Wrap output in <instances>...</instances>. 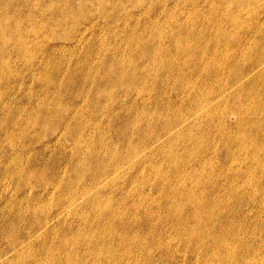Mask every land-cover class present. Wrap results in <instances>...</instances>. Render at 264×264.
<instances>
[{
	"label": "rangeland",
	"instance_id": "obj_1",
	"mask_svg": "<svg viewBox=\"0 0 264 264\" xmlns=\"http://www.w3.org/2000/svg\"><path fill=\"white\" fill-rule=\"evenodd\" d=\"M31 1L0 0V11L2 10L0 12V22H4L3 24L11 36H17L20 39L23 37V40L19 41L24 45L21 51L19 48L15 49V44L10 43L7 46V53L5 55L0 54V64L3 65H0V78L3 79H0V261L3 260L0 264H66L67 262V264H105V262H107L106 264H216L217 260V264H264V227H262L264 226V164L257 165L255 159H253L257 156L259 158V155L261 158L262 154L264 159V121L262 122V117H264V44L260 45V42H254L256 37L264 36V0H194L196 2H192L193 0H124L125 6L119 13L121 19L118 16L117 20L112 19L114 16L111 15V17L108 15L109 13H106L107 8L114 6L111 1H106V9L101 6L104 14L101 9H96L97 15L93 13V16L92 13L90 14L89 9L98 5L96 0H71L73 5L67 4L68 0H54L52 6L49 3L53 0ZM83 2L88 18L84 17L77 21L76 14H69V11L82 5ZM138 3L140 5L135 7ZM159 8L162 9L160 12ZM92 12H95V10ZM2 15H5L4 20ZM16 16H18L17 20H15ZM62 17L65 19H59ZM159 18H162L161 21ZM150 19L157 20L158 24L162 26L161 33L155 30L157 26L153 25L152 27L150 25L152 24L149 23ZM12 20L14 21L13 24ZM62 22L63 24H61ZM215 24L218 25V35L213 26ZM16 25L22 31L20 34L15 31ZM126 27L128 28L126 29ZM134 28L135 32L140 35L135 37V40L133 38L134 34L132 36L129 33V30L135 33ZM186 28L188 29L185 33ZM112 29H115V31ZM121 30L123 31L120 32L121 35L117 34ZM190 32L192 35H190ZM184 36L188 39V47L189 44L190 46L195 44L189 47L190 49L186 48V51L183 43L186 41ZM201 37L203 38L200 39ZM216 37L217 40H215ZM126 40L127 44L125 43ZM190 40H193V43ZM215 41L218 44H215ZM158 44L162 47V49L159 48V53L158 50H155ZM198 46L199 48H197ZM25 48L26 51L29 50L27 54L25 53L26 56L23 54ZM152 49H154V52ZM135 51L137 52L135 53ZM155 51L158 53L157 55L160 54V59L163 58L162 60L166 62V65H164L166 67L163 66L162 68L157 63V58L156 65L155 63L154 65L156 71L160 70L161 73H158L157 76H151V79H148L149 81L144 82L142 78L144 70L147 73V71L151 72V69L154 68L150 58L152 52L154 54ZM140 53L143 58L139 57ZM182 53L184 56L181 55ZM200 53L204 55L202 61L206 62L205 66H200L201 68L198 66ZM130 56L137 60V62L135 60V67L141 65V73L136 81L126 83V76L123 77L121 74L118 77V70L121 66L117 67V63L123 59L128 61L127 59ZM176 56L177 61L174 59ZM1 60H7L8 65ZM254 60L255 63L257 62L256 64L259 63V66L251 70ZM174 61L178 63L185 61V64L189 62L187 64L188 69L185 72V81L187 85H190L189 82L194 81L195 89L192 94L185 91L186 83H179L180 72L176 68H170ZM126 63L128 65L134 64L133 62ZM128 65L126 64V66ZM127 68L130 69V67ZM238 72L240 81L232 83L230 77ZM204 73H208V76H205L204 82H201V84H205L203 89L202 86L197 87V84L198 81L200 83V78ZM215 73L218 74V77H211ZM253 80H255V83L250 85V81L253 82ZM98 86L110 90L111 93L104 94L99 89L97 91ZM205 93L206 97H202V99L199 97L201 100L204 99L202 105L206 101L207 105L211 102L216 103V105L219 104L220 112L219 108L216 110L218 111L217 114L214 109L208 111L209 113L204 112L203 115L202 111L197 112L200 105H197L198 102L194 98H196V95L200 96ZM212 97H218V100ZM220 97L224 98L221 99ZM226 97H230L227 100L228 102L225 101ZM232 97H239V103L242 107L241 112L236 113L234 107L236 104H233L234 99ZM250 97L256 98L250 100ZM90 101L92 102L90 103ZM142 104L148 114L146 118L143 117ZM250 104L254 105L253 108L257 106L255 113L246 112V108ZM203 108H206V104ZM169 111L171 114H169ZM52 112H55L54 116L51 114ZM219 113L220 115H218ZM186 115H189V120L191 119L190 125L198 120L195 126L186 127L185 122L181 120L184 117L186 118ZM198 116H202L204 120ZM47 117L48 119H46ZM218 121L220 122L218 123ZM240 121L243 124L246 122L245 125L239 124ZM168 122L170 124H167ZM217 124L219 130L223 129L224 131H219ZM178 126L180 130H178ZM197 126L200 127L201 134L199 129L196 128ZM261 126L263 127L261 128ZM166 127L167 129H165ZM174 127L175 129L172 130ZM225 127H228V129ZM175 130H178V133ZM181 133L183 134L179 135ZM180 136L184 140H181ZM196 137L198 138L196 139ZM240 137H247L249 147L246 148V153L244 151L246 149L240 148ZM157 138L158 141H156ZM191 138L196 140L193 141ZM77 141H80L79 145ZM128 142H137L141 145L142 148L138 150V157H132L133 152L129 150ZM214 142L215 144H213ZM235 142L236 146H234ZM151 144H153L152 148ZM167 146L171 149V152L170 149L168 151ZM181 147L184 149L183 151ZM188 149L191 150L190 153L188 152L191 159L186 155ZM192 149L198 152L192 151ZM140 152L142 153L140 154ZM177 154L178 158L175 156ZM199 154L204 155V157L202 158ZM195 155L197 160H195ZM192 156H194V159ZM129 157H132V160ZM176 159L178 160L173 162ZM192 159L193 161H191ZM127 163L128 165H126ZM167 163H169V166ZM217 163L218 167L215 166ZM176 165L179 167V171L182 170V173L178 174V171L176 172L178 169ZM116 167L119 168L118 171L115 170ZM181 167L183 168L181 169ZM114 170L116 174L113 172ZM104 173L108 174L106 184L97 187L98 192H95V189L93 192L91 191L92 193L89 192L91 193L90 196L99 193V195L97 194L99 198H94L99 200L95 212L84 204L83 200H78L79 197L77 199L72 198L76 197L75 193L79 195L78 190L75 191L76 189H80L87 182H96ZM112 176L114 177L112 178ZM190 176H193V179ZM234 177H237V180ZM246 177H250L249 180H244ZM149 178L152 179L150 182L148 181ZM178 178L182 183L179 182ZM167 179L169 183H167ZM200 179H202L201 182ZM155 180H157V184ZM171 180H174V182ZM166 184L169 185L168 189ZM160 187L165 192L164 194L159 190ZM170 188L176 189L174 197L168 193ZM196 189L197 191L200 190L201 194L199 193V196L204 198L202 199L204 207L200 206L198 210L200 211L201 208H204V211L205 209L208 210L204 212L203 216H200L196 209L198 215L195 218L193 215L196 208L194 199ZM68 190H72L69 197L67 193H64ZM59 195H62V198ZM180 195L184 198V201ZM32 197H34V201ZM66 206L71 208L74 206L72 208L74 214H72L73 212L63 213L62 209ZM188 207L190 210H188ZM98 210L100 214L96 213ZM110 213L112 220L108 221L107 217L111 219ZM82 215L84 219L86 218L85 220ZM101 218L105 220L103 221ZM192 218L195 219L193 220L195 224L191 221ZM201 218H204L203 221H201ZM185 221L187 224L184 223ZM85 222L88 227L85 226ZM164 222H167L166 226ZM183 223L187 226V229H195V232L201 229L203 243H207L208 246L199 248L192 243L193 241L189 243L190 241L185 238L182 230L181 225ZM99 227L101 228L99 229ZM111 228L113 231H111ZM246 231L247 233H245ZM91 232L92 234L95 232L97 238L101 240L98 239L97 242H94L97 238L96 236L93 238ZM170 232H172V236ZM103 233L109 236L105 237ZM130 233H132V236ZM101 234L105 238L102 239ZM99 235L100 237H98ZM126 235H128V238ZM110 236L112 237L110 238ZM180 237L181 239H179ZM74 240L81 245H76V242H73ZM105 240L110 244L106 243ZM118 240L119 243L117 244ZM209 241L211 244L213 243L212 247ZM62 242H66L70 247H66ZM89 242L91 243L89 244ZM74 243L76 246L71 245ZM97 245L99 250L96 248ZM114 245H116V249L113 247ZM182 245H188V247ZM133 246L134 248L136 246V248L134 249ZM137 246L138 248L141 246V248L138 249ZM250 247H252L251 250ZM88 250L91 251L88 253ZM96 250L99 251H97L98 254ZM217 250L219 259H213L212 256ZM230 250H232L231 253ZM56 251L62 253L63 256L57 254ZM25 252L27 254L32 252L33 256L35 253L36 259L33 258L32 254H30L31 258L29 255L27 257ZM125 252L127 256L124 254ZM108 254H112V256ZM132 254L133 256H130ZM21 255L25 256L24 259ZM14 256L16 260H14ZM129 256L131 257L130 260ZM196 260L197 262L194 263ZM102 261L103 263H101Z\"/></svg>",
	"mask_w": 264,
	"mask_h": 264
},
{
	"label": "bare ground",
	"instance_id": "obj_2",
	"mask_svg": "<svg viewBox=\"0 0 264 264\" xmlns=\"http://www.w3.org/2000/svg\"><path fill=\"white\" fill-rule=\"evenodd\" d=\"M31 1V0H30ZM35 1V0H34ZM96 1H98V5H96L94 8H92V9H89L90 10V14L93 16V13H95L96 15H97V13H96V9H101V12L103 13L104 11H102L103 9L101 8V6L103 7V8H105L106 9V7H105V3H106V1H111V2H113V5L114 6H112V7H109V8H107L106 9V13H109L108 15H112V16H114V18L112 17V19H114V20H117L119 17V19H121V16H119L120 14V10L121 9H123L124 8V6H125V4H124V0H96ZM146 1V0H145ZM148 1V0H147ZM160 1V0H159ZM190 1V0H189ZM240 1H243V0H240ZM32 2V1H31ZM42 2V1H41ZM192 2H196V1H192ZM36 3H38V2H36ZM70 3V5H73V3H72V1L71 0H68V2H67V4H69ZM149 3V2H148ZM24 4H25V2H24ZM54 4V0H53V2H50L49 3V5L50 6H52ZM194 4V3H193ZM38 5V4H37ZM138 5H140L139 3L135 6V7H138ZM149 6V5H148ZM2 7H4V6H2ZM39 7V6H38ZM142 7V6H141ZM37 8V7H36ZM40 9V8H39ZM85 9V4H84V2L82 3V5H79V6H76L74 9H70V11H69V14H73V13H75L76 14V17H78L77 18V21H79V19H83L84 17H87V11L86 10H84ZM145 9V8H144ZM38 10V9H37ZM93 10H95V12H92ZM146 10V9H145ZM148 10V9H147ZM162 10V9H161ZM160 10V8H159V12L161 11ZM4 11V10H3ZM73 11V12H72ZM85 11V12H84ZM0 12H2V10L0 11ZM70 12H72V13H70ZM129 12V11H128ZM148 12V11H147ZM130 13V12H129ZM3 14V13H2ZM6 14V13H5ZM104 14V13H103ZM154 14V13H153ZM165 14H167V13H165ZM90 15V16H91ZM117 15V16H116ZM146 15V14H145ZM163 15V14H162ZM3 16V15H2ZM5 16V15H4ZM4 16H3V20H4ZM95 16V15H94ZM105 17H106V15H104ZM119 16V17H118ZM158 16V15H157ZM161 16V15H160ZM163 16H165V15H163ZM9 17V16H8ZM11 17V16H10ZM13 17V16H12ZM109 17V16H108ZM118 17V18H117ZM155 17V16H154ZM16 18H18V16H16L15 17V20H17ZM88 18V17H87ZM95 18H96V16H95ZM101 18H102V16H101ZM107 18V17H106ZM1 19H2V17H1ZM12 19V18H11ZM59 19H62V20H64L65 18L64 17H62V18H59ZM147 19V18H146ZM160 19V18H159ZM162 19V18H161ZM161 19H160V21H161ZM6 20H7V18H6ZM92 20V19H91ZM123 20V19H122ZM126 20V19H125ZM155 21H157V20H152V19H150V22L149 21H147V22H149V23H152V24H150L152 27H153V25H155V27L157 26V29H155V30H157V32H162V26L161 25H159L158 24V21L157 22H155ZM13 20H12V24H13ZM16 22V21H15ZM116 22V21H115ZM124 22H127V21H124ZM4 23V22H3ZM2 22H0V54L2 55V54H4L5 55V53H7V46L10 44V43H13V45L15 44V49H17V48H19L21 51L23 50V48H24V45H23V43L21 42V41H19V40H21L20 39V37H17V36H11L9 33H8V31L6 30V28H5V26H4V24H3ZM16 24V23H15ZM61 24H63V22L61 23ZM90 24V23H89ZM115 24H117V23H115ZM157 24V25H156ZM110 25V24H109ZM114 25V24H113ZM112 25V26H113ZM124 25V24H123ZM17 26V25H16ZM35 26V25H34ZM60 26H62V25H60ZM85 26V25H84ZM146 26H147V24H146ZM214 27H215V31H216V33H217V35H218V25L217 24H215V25H213ZM26 28V27H25ZM28 28V27H27ZM26 28V29H27ZM115 28V27H114ZM125 28V27H124ZM128 27H126V29H127ZM130 28V27H129ZM85 29V28H84ZM123 29V28H122ZM133 29V28H132ZM175 29V28H174ZM188 28H186L185 29V33H186V30H187ZM112 30H114L115 31V29H112ZM120 30V29H119ZM125 30V29H124ZM191 30V29H190ZM15 31H18L19 32V34H20V32H22L21 31V29H20V27L19 26H17V28L15 29ZM84 31V30H83ZM113 31V32H114ZM132 31V30H131ZM134 32H135V28H134V30H133ZM112 32V31H111ZM118 32V31H117ZM116 32V33H117ZM120 32L122 33L123 31L121 30V31H119L117 34H120ZM125 32V31H124ZM149 32V31H148ZM192 32H194L195 33V31L194 30H192ZM14 33V32H13ZM12 33V34H13ZM126 33V32H125ZM128 33V32H127ZM129 33L133 36V34H134V36H133V38H134V40H135V37H138V36H140L139 35V33L138 32H135V33H132V32H130V30H129ZM215 33V32H214ZM16 34H17V32H16ZM15 34V35H16ZM18 34V35H19ZM187 34H189V33H187ZM195 34H197V33H195ZM121 35V34H120ZM126 35V34H125ZM186 35V34H185ZM190 35H192V33L190 32ZM216 35V36H217ZM79 36V35H78ZM123 36V35H122ZM159 36V35H158ZM194 36H196V35H194ZM70 37V36H69ZM125 37V36H124ZM185 37V36H184ZM186 37H187V35H186ZM185 37V39H186V41L185 42H183L184 43V50L186 51V48H189V47H192V46H194L193 44H191L192 46H190V44H189V47H188V39ZM129 38V37H128ZM132 38V37H131ZM203 37H201L200 39H202ZM70 39V38H69ZM196 39H198V38H196ZM207 39V38H206ZM23 40V39H22ZM37 40V39H36ZM36 40H34L35 42H36ZM72 40H73V37H72ZM128 40V39H127ZM127 40H126V44H127ZM130 40H132V39H130ZM139 40H141L140 38H139ZM215 40H217V37H216V39ZM68 41V40H67ZM70 41V40H69ZM74 41H76V40H74ZM136 41H138V40H136ZM136 41H135V43H136ZM193 40H190V42H192ZM194 41H196V40H194ZM73 42V41H72ZM117 42V41H116ZM207 42H208V40H207ZM254 42H260V45H262V44H264V36H258V37H256L255 38V40H254ZM39 43H40V40H39ZM75 43V42H74ZM193 43V42H192ZM196 43V42H195ZM215 44H218L217 43V41H215L214 42ZM118 44V43H117ZM257 44V43H256ZM26 45V44H25ZM124 45V44H123ZM136 45V44H135ZM176 45H177V42H176ZM175 45V46H176ZM107 47V46H106ZM122 47V46H121ZM131 47V46H130ZM134 47V46H133ZM196 47V46H195ZM80 48V47H79ZM159 48H161L162 49V47H161V45L160 44H158V46L156 45V48H155V50H158L157 52L159 53L160 51H159ZM176 48V47H175ZM197 48H199V46L197 47ZM106 49V48H105ZM140 49H141V47H140ZM174 49V48H173ZM190 49V48H189ZM25 51H23L24 53V56H26V54L29 52V50L28 51H26V48L24 49ZM21 51H19V52H21ZM152 51L154 52V49H152ZM167 51V50H166ZM137 51H135V53H136ZM139 52H140V50H139ZM153 52H152V56H151V58H150V62L154 65V63H155V65H156V59L158 58V61H157V63L158 64H160V66H162V68H163V66L164 65H166V62L165 61H163L162 59H160V54L159 55H157L158 53L155 51V53L153 54ZM175 52V51H174ZM176 52H177V50H176ZM175 52V53H176ZM182 52V51H181ZM188 52V51H187ZM26 53V54H25ZM184 53V52H183ZM183 53L181 54L182 56H184L183 55ZM138 54V53H137ZM164 54V53H163ZM201 54V53H200ZM1 55H0V57H1ZM113 55V54H112ZM176 55V54H175ZM174 55V56H175ZM188 55H190V54H188ZM191 55H192V53H191ZM21 56H23V55H21ZM137 56H139V55H137ZM163 56V55H162ZM32 57V56H31ZM139 57H142L141 56V53H140V56ZM139 57H137V58H139ZM193 57H195V56H193ZM199 57V56H198ZM3 58H5V57H3ZM22 58V57H21ZM24 58V57H23ZM89 58V57H88ZM98 58H99V56H98ZM143 58V57H142ZM32 59V58H31ZM140 59V58H139ZM145 59V58H144ZM167 59V58H166ZM166 59H164V60H166ZM175 60L177 59V56L174 58ZM180 59H181V57H180ZM183 59H184V57H183ZM183 59H182V61H183ZM128 61H125L124 59L121 61V62H118L117 63V67H119V66H121V68L118 70V73H119V75H118V77L122 74L123 75V77H125L126 76V83L127 82H129V81H132V82H134V81H136L137 80V77H138V75L141 73V71H140V67H141V65H138V66H136L135 67V63L137 62V60L134 58V57H132V56H130V57H128V59H127ZM135 60H136V62H135ZM141 60V59H140ZM178 60H179V57H178ZM202 60H204V55H200V57L198 58V63H199V67L200 66H205L206 64V62H204V61H202ZM261 60V59H260ZM259 60V61H260ZM1 61H3V62H5L6 64H7V60H1ZM177 61V60H176ZM175 62L174 61V64L172 65V63H171V67L170 68H176V70L178 71V72H180L179 74V83H186V81H185V77H186V74H185V72H186V70L188 69V63L189 62H187V64H185L184 62ZM195 61V60H194ZM86 62V61H85ZM85 62H84V64H85ZM126 62H133L134 64H132V65H128V63H126ZM196 62H197V60H196ZM46 63V62H45ZM89 63V62H88ZM146 63V62H145ZM161 63H163L162 65H161ZM176 63V64H175ZM257 63V62H256ZM255 63V60H254V63H252V65L251 66H253V67H251V70H254L255 68H257L258 66H259V63L258 64H256ZM5 64V65H6ZM126 64L128 65V66H126ZM180 64V65H179ZM256 64V65H255ZM0 65H2V64H0ZM8 65V64H7ZM86 65H87V63H86ZM154 65V68L153 69H151V72L150 71H147V73H146V71L144 70V72H143V75H142V78H143V81L144 82H147V81H149L148 79H151V76H157L158 75V73L160 74L161 72H160V70H158V72L156 71V66ZM169 65V64H168ZM193 65V64H192ZM191 65V67H193ZM255 65V66H254ZM3 66V65H2ZM178 66V67H177ZM186 66V67H185ZM235 66H237V64H235ZM80 67V66H79ZM127 67H130V69H128ZM164 67H166V66H164ZM152 68V67H151ZM157 68H160V67H157ZM201 68V67H200ZM204 68V67H203ZM4 69H5V67H4ZM193 69H195V68H193ZM154 70H155V72H157V73H155L154 72ZM168 70V69H167ZM171 70V69H170ZM169 70V71H170ZM176 70H175V72H176ZM198 70V69H197ZM87 71H88V69H87ZM164 71H166V70H164ZM238 71V70H237ZM2 72V71H1ZM9 72V71H8ZM191 72V71H190ZM15 73V72H14ZM32 73V72H31ZM44 73V72H43ZM47 73V72H46ZM169 73V72H168ZM171 73V72H170ZM188 73H189V71H188ZM2 74H3V72H2ZM191 74V73H190ZM238 74H239V72L238 73H236V75H234V76H231L230 77V79L232 80L231 82L232 83H237V82H239L240 81V77L238 76ZM245 74V73H244ZM5 75V74H4ZM10 75H12V74H10ZM166 75V74H165ZM170 75H172V74H170ZM178 75V74H177ZM40 76V75H39ZM191 76V75H190ZM189 76V77H190ZM198 77L200 76V75H197ZM205 76H208V73L206 74V73H204L203 74V76H202V78H200V83H199V81H198V84H197V87H199V86H202L203 87V89L205 88V84H201V82H204V77ZM82 77V76H81ZM117 77V78H118ZM178 77V76H177ZM189 77H187V78H189ZM211 77H213V78H217L218 77V74L217 73H215V74H213V75H211ZM7 78V77H6ZM47 78V77H46ZM84 78V77H83ZM159 78V77H158ZM164 78V77H163ZM1 79V78H0ZM160 79H161V77H160ZM168 79V78H167ZM1 80H3V79H1ZM163 80V79H162ZM165 80V79H164ZM170 80V79H169ZM168 80V81H169ZM173 80V79H172ZM120 81V80H119ZM167 81V82H168ZM171 81V80H170ZM169 81V84L171 85V82ZM190 81V80H189ZM188 81V82H189ZM121 82V81H120ZM165 82V81H164ZM174 82V81H173ZM249 82V81H248ZM1 83V82H0ZM152 83V82H151ZM162 83H163V81H162ZM190 83V85H187V83L185 84L186 85V87H185V91H187V93H190V94H192L193 92H194V89H195V87H194V85H195V83H194V81H191V82H189ZM188 83V84H189ZM255 83V80H253V82L252 81H250V85L251 84H254ZM89 84V83H88ZM122 84V83H121ZM129 84H131V83H129ZM145 84V83H144ZM98 85V84H97ZM121 86V85H120ZM176 86V85H175ZM151 87V86H150ZM168 87V86H167ZM120 88V87H119ZM98 89H99V91H101L102 93H104V94H110L111 92H110V90L108 91V90H106V89H103V88H101V87H99L98 86V88H97V91H98ZM108 89H109V87H108ZM113 89V88H112ZM154 90V89H153ZM87 91V90H86ZM144 92V91H143ZM100 93V92H99ZM136 93V92H135ZM46 94V93H45ZM138 95H139V93H138ZM100 96V95H99ZM105 97H106V95H105ZM196 98H194L195 100H197V102H198V106L200 105V107H198V109H197V112L200 110V112L202 111V115L204 114V112L206 113V112H208V111H211V109H214L215 110V112H216V114H217V112L218 111H216V110H218V108H219V112H220V107H218V105L219 104H217L216 105V103L215 104H213L212 102V104L211 103H208V105H207V101H206V108H203V106L205 105V104H203L202 105V103H203V101H204V99L203 100H201L202 99V97H206V93L205 94H203V95H200V96H198V95H196L195 96ZM198 97V98H197ZM199 97H201V99H199ZM259 97V96H258ZM95 98V97H94ZM122 98V97H121ZM175 98H177V97H175ZM189 98V97H188ZM213 99H216V100H218V97H212ZM221 99H223L224 97H220ZM219 98V99H220ZM229 98L230 97H226L225 98V101H227V100H229ZM234 100H233V104H236L234 107H235V110H236V113L238 112V111H240L241 112V110H242V107H241V105H240V103H239V97H232ZM255 98L256 97H250V100H255ZM134 99V98H133ZM212 99V100H213ZM262 99V98H261ZM148 100V99H147ZM194 100V101H195ZM206 100V99H205ZM211 100V101H212ZM39 101V100H38ZM166 101V100H165ZM208 101H209V99H208ZM92 101H90V103H91ZM148 102H149V100H148ZM187 102V101H186ZM228 102V101H227ZM226 102V103H227ZM263 102H264V100H263ZM42 103V102H41ZM87 103H88V101H87ZM141 103V102H140ZM168 103V102H167ZM188 103V102H187ZM218 103V102H217ZM251 103H253L252 101H251ZM262 103V102H261ZM229 104V103H228ZM54 105V104H53ZM131 105V104H130ZM148 105V104H147ZM48 106V105H47ZM55 106V105H54ZM54 106H52V107H54ZM92 106V105H91ZM253 104H250V105H248V107L246 108L247 110H246V112L247 113H250V114H252V113H255L256 112V107H254L253 108ZM0 107H1V105H0ZM76 107V106H75ZM195 107H196V105H195ZM195 107H193V108H195ZM264 107V106H263ZM47 108V107H46ZM85 108V107H84ZM83 108V109H84ZM97 108V107H96ZM53 109V108H52ZM80 109V108H79ZM91 109V108H90ZM141 109L143 110V117L145 116V118L148 116V114H147V111H146V108H145V106H143V104H142V106H141ZM62 110V109H61ZM60 110V111H61ZM74 110H75V108H74ZM170 110V109H169ZM196 110V109H195ZM221 110H222V108H221ZM49 111V110H48ZM56 111V110H55ZM51 112V111H50ZM79 112V111H78ZM223 112V111H222ZM222 112H221V114H222ZM259 112H261V111H259ZM55 113V112H54ZM54 113L52 112L51 114H53V116H54ZM179 114H180V112H178ZM196 113V112H195ZM199 113V112H198ZM209 113V112H208ZM207 113V114H208ZM211 113V112H210ZM160 114V113H159ZM169 114H171L170 113V111H169ZM206 114V115H207ZM212 114H213V112H212ZM155 115H157V114H155ZM182 115H183V113H182ZM206 115H204V116H206ZM210 115V114H209ZM218 115H220V113L218 114ZM224 115V114H223ZM222 115V116H223ZM247 115H249V114H247ZM71 116V115H70ZM192 116V115H191ZM197 116V115H196ZM213 116V115H212ZM168 117V116H167ZM199 117V116H198ZM201 118H202V120H204L203 119V117L202 116H200ZM199 117V118H200ZM225 117V116H224ZM255 117V116H254ZM257 117V116H256ZM34 118V117H33ZM79 118V117H78ZM160 118V117H159ZM170 118H171V116H170ZM180 118H182V117H180ZM191 118H193V117H191ZM214 118V117H213ZM219 118V117H218ZM221 118V117H220ZM219 118V119H220ZM259 118V117H258ZM261 118V117H260ZM259 118V119H260ZM263 118V120H262V122L264 121V117H262ZM261 118V119H262ZM46 119H48V117L46 118ZM52 119H54V117H52ZM56 119V118H55ZM69 119V118H68ZM84 119V118H83ZM165 119V118H164ZM168 119V118H167ZM167 119H166V121H167ZM196 120H197V117L195 118ZM218 119V120H219ZM253 119V118H252ZM169 120V119H168ZM182 121H184L185 122V125H186V127L187 128H190V127H192V126H195V124H196V122L198 121H196L195 123H193L192 125H190L191 123V119L189 120V115L187 116L186 115V118L184 117V119H181ZM246 120V119H245ZM80 121V120H79ZM171 121V120H170ZM200 121V120H199ZM206 121V120H205ZM208 121V120H207ZM221 121V120H220ZM220 121H218V123L220 122ZM183 122V123H184ZM248 122V121H247ZM1 123V122H0ZM207 123V122H206ZM206 123H205V125H206ZM216 123H217V121H216ZM245 123L246 122H244V124H243V122L242 121H240V123L239 124H242V125H245ZM83 124V123H82ZM85 124V123H84ZM94 124V123H93ZM92 124V125H93ZM163 124V123H162ZM167 124H170L169 122L167 123ZM236 124V123H235ZM250 124V123H249ZM262 124V123H261ZM264 124V123H263ZM78 125H79V122H78ZM179 125V124H178ZM228 125V124H227ZM163 126V125H162ZM166 126V125H165ZM226 126V125H225ZM230 126V125H229ZM232 126V125H231ZM264 126V125H263ZM263 126H261V128L263 127ZM44 127V126H43ZM43 127H42V129H43ZM54 127H56V126H54ZM221 127H223V126H221ZM243 127V126H242ZM246 127V126H245ZM63 128V127H62ZM194 128V127H193ZM192 128V129H193ZM196 128H200V127H196ZM224 128V127H223ZM225 128H227L228 129V127H225ZM34 129V128H33ZM165 129H167V127L165 128ZM175 129V127L172 129V130H174ZM177 129V128H176ZM184 129H185V127H184ZM191 129V130H192ZM197 129V130H198ZM217 129L219 130V128H218V124H217ZM227 129H225V130H227ZM38 130H39V127H38ZM91 130V129H90ZM178 130H180L179 129V126H178ZM177 130V131H178ZM223 130V129H222ZM222 130H219V131H222ZM246 130V129H245ZM248 130V129H247ZM258 130V129H257ZM176 131V130H175ZM176 131V132H177ZM199 131H200V134H201V130L199 129ZM224 131V130H223ZM244 131V130H243ZM36 132V131H35ZM42 132H44L43 130H42ZM41 132V133H42ZM82 132V131H81ZM174 132V131H173ZM175 132V133H176ZM188 132V131H187ZM198 132V131H197ZM226 132V131H225ZM246 132V131H245ZM252 132V131H251ZM178 133V132H177ZM179 133H180V131H179ZM222 133V132H221ZM229 133H231L230 131H229ZM149 134V133H148ZM169 134H171V133H169ZM183 133H181V134H179V135H182ZM188 134H189V132H188ZM195 134H197V133H195ZM199 134V133H198ZM10 135V134H9ZM38 135V134H37ZM44 135V134H43ZM58 135V134H57ZM146 135V134H145ZM218 135V134H217ZM97 136V135H96ZM142 136V135H141ZM147 136H149V135H147ZM151 136V135H150ZM195 136V135H194ZM231 136V135H230ZM237 136V135H236ZM248 136H250V134H248ZM98 137V136H97ZM155 137H156V135H155ZM155 137H154V139H155ZM188 137V136H187ZM198 137H199V139H200V136L198 135ZM198 137H196V139L198 138ZM57 138V137H56ZM68 138V137H67ZM74 138V137H73ZM130 138V137H129ZM212 138V137H211ZM210 138V139H211ZM241 138V137H240ZM17 139H18V137H17ZM55 139V138H54ZM180 139L182 140H184V138H181V136H180ZM180 139H179V141H180ZM191 139H193V141L194 140H196L195 138H191ZM198 139V140H199ZM74 140V139H73ZM72 140V141H73ZM162 140V139H161ZM161 140H160V142H161ZM175 140H176V138H175ZM189 140V139H188ZM206 140V139H205ZM234 140V139H233ZM55 141V140H54ZM74 141H76V140H74ZM73 141V142H74ZM96 141V140H95ZM156 141H158V138H157V140ZM169 141V140H168ZM192 141V140H191ZM190 141V142H191ZM192 141V142H193ZM214 141V140H213ZM224 141V140H223ZM38 142V141H37ZM78 142V141H77ZM231 142H232V140H231ZM234 142V141H233ZM144 143V142H143ZM153 143L155 144V142L153 141ZM159 143V142H158ZM158 143H157V145H158ZM185 143H186V140H185ZM184 143V144H185ZM252 143H254L253 141H252ZM77 144V143H76ZM80 144V141L78 142V145ZM128 145V148H129V150L130 151H132L133 153V158H136V157H138V150H140L142 147H141V145L140 144H138L137 142L136 143H132V142H128L127 143ZM159 144H161V143H159ZM167 144V143H166ZM180 144V143H179ZM193 144H195L194 142H193ZM201 144H202V142H201ZM210 144V143H209ZM213 144H215V142L213 143ZM144 145V144H143ZM152 145L153 144H151V148H152ZM204 145V144H203ZM182 146H184V145H182ZM213 146V145H212ZM234 146H236V142H235V145ZM233 145L231 146L232 148L234 147ZM254 146V145H253ZM63 147V146H62ZM76 147H77V145H76ZM145 147V146H144ZM158 147H159V145H158ZM168 147V146H167ZM190 147L192 148V146L190 145ZM204 147V146H203ZM209 147H210V145H209ZM248 144H247V137L245 138H241V140H240V148H243V149H248ZM147 148V147H146ZM190 148V149H191ZM195 148V147H194ZM200 148H201V146H200ZM261 148H262V146H261ZM16 149H18V148H16ZM124 149H125V147H124ZM144 149V148H143ZM166 149V148H165ZM168 149V151H169V147L167 148ZM166 149V150H167ZM181 149H182V147H181ZM180 149V150H181ZM204 149V148H203ZM207 149V148H206ZM205 149V150H206ZM236 149H237V147H236ZM247 149L246 150H244L245 151V153H246V151H247ZM252 149V148H251ZM69 150H70V148H69ZM119 150V149H118ZM145 150V149H144ZM184 149H182V151H183ZM187 150V149H186ZM186 150H185V154H186ZM193 150H195V149H192V151ZM204 150V151H205ZM255 150V149H254ZM75 151V150H74ZM128 151V150H127ZM190 151L191 150H189L188 149V151H187V154L186 155H188V152L190 153ZM196 151V150H195ZM202 151V150H201ZM144 152V151H143ZM167 152V151H166ZM170 152H171V149H170ZM174 152H176V151H174ZM196 152H198V151H196ZM120 153V152H119ZM131 153V152H130ZM142 152H140V154H141ZM200 153V152H199ZM203 153V152H202ZM205 153H206V151H205ZM217 153V152H216ZM191 154H192V152H191ZM211 154V153H210ZM209 154V155H210ZM241 154V153H240ZM112 155V154H111ZM168 155H169V153H168ZM185 155V156H186ZM200 155V154H199ZM175 156H177V158L179 157L178 156V154L177 155H175ZM201 156V155H200ZM206 156V155H205ZM132 157H129L130 158V160H132L131 158ZM202 158L204 157V155H202L201 156ZM216 157V156H215ZM239 157V156H238ZM258 157V156H257ZM257 157H255V158H253V159H255V161H256V164L257 165H263L264 163V159L262 158L263 157V154H262V157L260 158V155H259V158H257ZM115 158V157H114ZM144 158V157H143ZM170 158V157H169ZM188 158H190L189 157V155H188ZM192 158L194 159V156H192ZM241 158H243V157H241ZM156 159V158H155ZM186 159H187V157H186ZM191 159V158H190ZM193 159L191 160V161H193ZM216 159V158H215ZM84 160V159H83ZM115 160V159H114ZM158 160V159H157ZM156 160V161H157ZM178 159H176V160H174L173 162H175V161H177ZM195 160H197V158H196V155H195ZM200 160V159H199ZM204 160V159H203ZM212 160V159H211ZM214 160V159H213ZM218 160V159H217ZM16 161V160H15ZM170 161H171V159H170ZM170 161H169V163H170ZM179 161H181V160H179ZM179 161H178V163H179ZM240 161H241V159H240ZM244 161H246V160H244ZM127 162V161H126ZM133 162V161H132ZM187 162H189V161H187ZM212 162V161H211ZM214 162H215V160H214ZM243 162V161H242ZM106 163V162H105ZM169 163H167V165L169 164ZM177 163V162H176ZM177 163V164H178ZM104 164V163H103ZM154 164V163H153ZM171 164V163H170ZM195 164V163H194ZM199 164H200V162H199ZM199 164H197L198 166H199ZM205 165H206V163H204ZM209 164H210V162H209ZM209 164H207V165H209ZM246 164V163H245ZM247 164H248V162H247ZM88 165V164H87ZM102 165V164H101ZM121 165V164H120ZM126 165H128V163L126 164ZM171 165H173L174 166V164H171ZM182 165H183V163H182ZM189 165V164H188ZM211 165H212V163H211ZM214 165V164H213ZM218 165V163L215 165V166H217ZM249 165V164H248ZM103 166V165H102ZM102 166H101V168H102ZM141 166V165H140ZM169 166V165H168ZM180 166V165H179ZM201 166H203V165H201ZM256 166V165H255ZM90 167V166H89ZM88 167V168H89ZM119 167V166H118ZM126 167V166H125ZM142 167V166H141ZM172 167V166H171ZM176 167H178L177 165H176ZM185 167V166H184ZM213 167V166H212ZM218 167V166H217ZM257 167V166H256ZM256 167H254V169H256ZM94 168H97V167H94ZM134 168V167H133ZM183 167H181V169H182ZM189 168V167H188ZM194 168V167H193ZM193 168H192V170H193ZM209 168V167H208ZM210 168H211V166H210ZM215 168V167H214ZM219 168H221V167H219ZM235 168V167H234ZM248 168V167H247ZM113 169H114V167H113ZM112 169V170H113ZM136 169H137V167H136ZM169 169V168H168ZM173 169V168H172ZM196 170H197V168H195ZM200 169V168H199ZM238 169V168H237ZM236 169V170H237ZM262 169V168H261ZM261 169H260V171H261ZM11 170V169H10ZM116 171H118L119 170V168L117 169V167H116V169H115ZM113 171L114 173L116 172V171ZM129 170H130V168H129ZM166 170V169H165ZM184 170V169H183ZM209 170V169H208ZM207 170V171H208ZM253 170V169H252ZM252 170H251V172H252ZM258 170V169H257ZM156 171V170H155ZM167 171V170H166ZM178 171V174H180V173H182V170L181 171H179V167H178V169L176 170V172ZM189 171V170H188ZM199 171V170H198ZM248 171V170H247ZM85 172H86V170H85ZM91 172V171H90ZM99 172V171H98ZM113 172H112V174H113ZM171 172V171H170ZM194 172V171H193ZM200 172V171H199ZM202 172V171H201ZM232 172V171H231ZM4 173V172H3ZM208 173V172H207ZM210 173V172H209ZM220 173V172H219ZM234 173V172H233ZM256 173V172H255ZM259 173V172H258ZM262 173V172H261ZM264 173V172H263ZM116 174V173H115ZM170 174V173H169ZM176 174V173H175ZM178 174H176V175H178ZM203 174H204V172H203ZM231 174V173H230ZM257 174V173H256ZM4 175V174H3ZM19 175V174H18ZM17 175V176H18ZM117 175H118V173H117ZM148 175H149V173H148ZM201 175H202V173H201ZM222 175V174H221ZM255 175V174H254ZM14 176V175H13ZM16 176V175H15ZM109 176H111V175H109ZM151 176V175H150ZM149 176V177H150ZM194 176V175H193ZM193 176H190V178L192 177V179H193ZM204 176V175H203ZM249 176H251V175H249ZM253 176V175H252ZM258 177L260 176V175H257ZM263 176V175H262ZM12 177V176H11ZM11 177H10V180H11ZM76 177V176H75ZM114 176H112V178H113ZM151 177H154V176H151ZM177 177V176H176ZM179 177H181V176H179ZM186 177V176H185ZM195 177V176H194ZM201 177V176H200ZM210 177H211V175H210ZM216 177V176H215ZM254 177V176H253ZM9 178V177H8ZM77 178V177H76ZM91 178V177H90ZM108 178V174L107 173H104L103 175L101 174V177L100 178H98V180L96 181V182H94V181H92L91 183H89V182H87V184H85L83 187H81L80 189H76L75 191H77L78 190V192H79V195H77V193H75V195H76V197H72V198H78L79 197V199L78 200H83L82 202H84V204H86L93 212H95V210L97 209L96 207L98 206V204H99V200L98 199H94V198H99V193H97V194H95L94 196L92 195V196H90L91 195V193L93 192V190L95 189V192H98L97 190H96V188L97 187H99L100 185H104V184H106V179ZM147 178V177H146ZM206 178V177H205ZM234 178H236V180H237V177H234ZM242 178V177H241ZM243 178H244V176H243ZM249 178L250 177H246L244 180H249ZM148 179V178H147ZM179 179V178H178ZM181 179H182V177H181ZM183 179H185V178H183ZM209 179V178H208ZM252 179V178H251ZM259 179V178H258ZM2 180V179H1ZM77 180V179H76ZM119 180H120V178H119ZM152 179L151 178H149V182L151 181ZM158 180V179H157ZM157 180H155V182L157 181ZM163 180L165 181V179L163 178ZM176 180V179H175ZM189 180V179H188ZM210 180V179H209ZM23 181V180H22ZM110 181V180H109ZM172 182H174V180H171ZM184 181V180H183ZM200 182L202 181V179H200L199 180ZM78 182V181H77ZM146 182V181H145ZM159 182V181H158ZM179 182L180 183H182L181 182V180L179 179ZM189 182V181H188ZM198 182V181H197ZM204 182V181H203ZM242 182H244V181H242ZM242 182H240V183H242ZM110 183V182H109ZM147 183V182H146ZM167 183H169L168 182V179H167ZM177 183V182H176ZM184 183V182H183ZM193 183V182H192ZM156 184H157V182H156ZM160 184H161V182L159 183V186H160ZM173 184V183H172ZM179 184V183H178ZM177 184V185H178ZM189 184V183H188ZM248 184H249V182H248ZM49 185V184H48ZM50 185H51V183H50ZM53 185V184H52ZM81 185V184H80ZM163 185V184H162ZM175 185V184H174ZM108 186H109V184H108ZM166 186H167V184H166ZM169 186V185H168ZM168 186H167V189H168ZM189 186V185H188ZM46 187V186H45ZM54 187V186H53ZM52 187V188H53ZM129 187V186H128ZM150 187V186H149ZM148 187V188H149ZM156 187V186H155ZM75 188H76V186H75ZM79 188V187H78ZM157 188V187H156ZM166 188V187H165ZM195 188V187H194ZM202 188V187H201ZM223 188H224V185H223ZM150 189V188H149ZM166 189V190H167ZM190 189H191V187H190ZM193 189V188H192ZM41 190V189H40ZM51 190V189H50ZM53 190V189H52ZM152 190V189H151ZM156 190V189H155ZM154 190V191H155ZM159 190H161V187H160V189ZM178 190V189H177ZM180 190V189H179ZM182 190V189H181ZM210 190V189H209ZM233 190V189H232ZM242 190V189H241ZM11 191V190H10ZM72 190H68V191H64V193H67L68 194V197L70 196V192H71ZM92 191V192H91ZM133 191V190H132ZM162 192H163V190H161ZM190 191V190H189ZM188 191V192H189ZM222 191V190H221ZM69 192V193H68ZM89 192H91V193H89ZM180 192H182V191H180ZM179 192V193H180ZM185 192V191H184ZM192 192H193V190H192ZM202 192V191H201ZM244 192V191H243ZM48 193H50V191H48ZM154 193V192H153ZM160 193V192H159ZM165 192H163V194H164ZM168 193H170L171 195L170 196H172V197H174L175 196V194H176V189H172V188H170L169 189V192ZM186 193V192H185ZM199 193H200V190H198L197 191V189H196V191H195V193H194V195H196V196H194L193 198L195 199V213H194V215H193V217L195 216V218H196V216L199 214L200 216L202 215L203 216V214H204V212L206 211V210H208V209H205V211H204V208H201V210L199 211L198 210V208H200V206H202V207H204V205H202L203 204V200L202 199H204V198H201L200 196H199ZM230 193V192H229ZM261 193V192H260ZM259 193V194H260ZM73 194V193H72ZM187 194V193H186ZM201 194V193H200ZM217 194V193H216ZM35 195V194H34ZM37 195H39V194H37ZM48 195V194H47ZM56 195V194H55ZM64 195V194H63ZM161 195H162V193H161ZM160 195V196H161ZM228 195V194H227ZM31 196V195H30ZM60 196V195H59ZM62 196V195H61ZM60 196V197H61ZM67 196V195H66ZM65 196V197H66ZM159 196V195H158ZM159 196V197H160ZM181 196V195H180ZM215 196V195H214ZM224 196V195H223ZM14 197V196H13ZM37 197V196H36ZM47 197V196H46ZM64 197V198H65ZM157 197V196H156ZM155 197V198H156ZM166 197H167V195H166ZM169 197V196H168ZM182 197V196H181ZM217 197V196H216ZM20 198V197H19ZM34 197H32V199H33ZM50 198V197H49ZM62 198V197H61ZM141 198V197H140ZM153 198V197H152ZM179 198V197H178ZM183 198V197H182ZM192 198V199H193ZM223 198H225V197H223ZM256 198H257V196H256ZM68 199V198H67ZM151 199V198H150ZM159 200H160V198H158ZM175 199V198H174ZM177 199V198H176ZM191 199V200H192ZM35 199H33V201H34ZM66 200V199H65ZM71 200V199H70ZM180 200V199H179ZM178 200V201H179ZM182 200V199H181ZM187 200V199H186ZM186 200H185V203H186ZM190 200V201H191ZM262 200H263V198H262ZM37 201H38V199H37ZM59 201V200H58ZM64 201V200H63ZM69 201V200H68ZM160 201H162V200H160ZM165 201H166V199H165ZM171 201H172V198H171ZM175 201H177V200H175ZM183 201H184V198H183ZM261 201V200H260ZM264 201V200H263ZM41 202V201H40ZM70 202V201H69ZM75 202H77V201H75ZM158 203H159V201H157ZM173 202V201H172ZM227 202V201H226ZM37 203V202H36ZM48 204H49V202H47ZM168 203H169V201H168ZM176 203H178V202H176ZM219 203V202H218ZM33 204V203H32ZM39 204V203H38ZM37 204V205H38ZM42 204H43V202H42ZM53 204V203H52ZM59 204V203H58ZM72 204H74V203H72ZM160 204V203H159ZM180 204V203H179ZM183 204V203H182ZM264 204V203H263ZM46 205V204H45ZM54 205V204H53ZM52 205V206H53ZM184 205V204H183ZM71 206V205H70ZM160 206V205H159ZM189 206V205H188ZM228 206V205H227ZM74 207V206H73ZM72 207V208H73ZM145 207V206H144ZM178 207V206H177ZM37 208V207H36ZM48 208V207H47ZM72 208L71 207H64L63 209H62V212L64 213H70V212H73L72 211ZM148 208V207H147ZM189 208V207H188ZM227 208H229V207H227ZM80 209V208H79ZM143 209V208H142ZM144 209H146V208H144ZM198 210V214L196 213L197 212V210ZM78 210V209H77ZM84 210V209H83ZM102 210V209H101ZM154 210V209H153ZM182 210V209H181ZM188 210H190V208L188 209ZM107 211V210H106ZM110 211V210H109ZM169 211V210H168ZM215 211H217V210H215ZM81 212H82V210H81ZM92 212V213H93ZM149 212V211H148ZM183 212V211H182ZM190 212V211H189ZM218 212V211H217ZM60 213H61V210H60ZM96 213H99V210L98 211H96ZM96 213H95V215H96ZM168 213V212H167ZM188 213V212H187ZM215 213V212H214ZM56 214H57V212H56ZM72 214H74V212L72 213ZM79 214H80V212H79ZM83 214V213H82ZM84 214H85V212H84ZM83 214V215H84ZM88 214V213H87ZM100 214V213H99ZM165 214V213H164ZM185 215H187L186 213H184ZM218 214H219V212H218ZM78 215V214H77ZM82 215V216H83ZM86 215V214H85ZM108 215V214H107ZM110 215H111V213H110ZM109 215V216H110ZM151 215V214H150ZM167 215V214H166ZM180 215H181V212H180ZM216 215V214H215ZM220 215V214H219ZM59 216V215H58ZM76 216V215H75ZM91 216V215H90ZM96 217H97V215H96ZM152 217V216H151ZM150 217V218H151ZM169 217V216H168ZM167 217V218H168ZM186 218H188L187 216H185ZM78 218V217H77ZM90 218V217H89ZM93 218V217H92ZM98 218V217H97ZM108 218V221H110V220H112V215H111V219H109V217H107ZM118 218H119V216H118ZM135 218V217H134ZM160 218V217H159ZM181 218V217H180ZM179 218V219H180ZM189 218H190V216H189ZM207 218H208V216H207ZM207 218H205V219H207ZM210 218V217H209ZM215 218H217V217H215ZM225 218H226V216H225ZM83 219H84V216H83ZM86 219V218H85ZM84 219V220H85ZM88 219V218H87ZM96 219V218H95ZM102 219V218H101ZM101 219H99V220H101ZM178 219V220H179ZM191 219V218H190ZM189 219V220H190ZM202 219H204V218H201V221H203ZM103 220V219H102ZM105 220V219H104ZM103 220V221H104ZM168 220H169V218H168ZM193 220H195V219H193L192 218V220L191 221H193ZM210 220V219H209ZM247 220V219H246ZM102 221V222H103ZM120 221V220H119ZM164 221V220H163ZM172 221V220H171ZM175 221V220H174ZM188 221V220H187ZM248 221V220H247ZM83 222V221H82ZM101 222V221H100ZM128 222V221H127ZM137 222H138V220H137ZM154 222H155V220H154ZM156 222H157V220H156ZM169 222V221H168ZM195 221H193V223H194ZM199 222H200V220H199ZM198 222V223H199ZM209 222V221H208ZM86 223V222H85ZM120 223V222H119ZM158 223V222H157ZM165 223V222H164ZM167 223V222H166ZM166 223H165V226H166ZM185 224H187L186 223V221L184 222ZM182 224L181 226H182V230L184 231V235H185V238L187 239V240H189L190 242L189 243H191V241H193L192 243L196 246V247H199V248H202V247H205L206 245L208 246V244L206 243H203V240H202V235H201V232H200V230H197L196 232L194 231V230H191V229H187V226H185V224ZM193 223H191L192 225H194ZM101 225H102V223H100ZM100 224H98V225H100ZM104 224V223H103ZM122 224V223H121ZM136 224V223H135ZM170 224V223H169ZM180 224V223H179ZM255 224V223H254ZM42 225H44V224H42ZM85 225V224H84ZM97 225V226H98ZM120 225V224H119ZM152 225H154V224H152ZM152 225H150V226H152ZM168 225V224H167ZM196 225H197V223H196ZM231 225V224H230ZM260 225V224H259ZM85 226H87V223H86V225ZM105 226H107V225H105ZM172 226H174V224H172ZM227 226H228V222H227ZM232 226V225H231ZM242 226V225H241ZM252 226V225H251ZM88 227V226H87ZM110 227V226H109ZM112 227V226H111ZM121 227V226H120ZM119 227V228H120ZM159 227V226H158ZM190 227H191V225H190ZM197 227V226H196ZM212 227H213V225H212ZM245 227V226H244ZM262 227H264V226H262ZM261 227V228H262ZM96 228V227H95ZM101 227H99V229H100ZM104 228V227H103ZM161 228V227H160ZM169 228V227H168ZM201 228V227H200ZM237 228V227H236ZM109 229V228H108ZM108 229H107V232H108ZM112 229V228H111ZM150 229V228H149ZM157 230H158V228H156ZM178 229V228H177ZM53 230V229H52ZM83 230H85V229H83ZM94 230V229H93ZM92 230V231H93ZM97 230V229H96ZM152 230V229H151ZM160 230V229H159ZM164 230V229H163ZM223 230H226V229H223ZM240 230V229H239ZM81 231V230H80ZM98 231V230H97ZM101 231V230H100ZM102 231H103V229H102ZM106 231V230H105ZM111 231H113V229L111 230ZM137 231V230H136ZM154 231V230H153ZM39 232V231H38ZM132 233H133V230L131 231ZM135 232V231H134ZM163 232V231H162ZM178 232V231H177ZM176 232V233H177ZM237 232H239V231H237ZM236 232V233H237ZM37 233V232H36ZM35 233V234H36ZM84 233V232H83ZM96 233H99V232H96ZM132 233H130L131 234V236H132ZM137 233V232H136ZM148 233V232H147ZM165 233H166V231H165ZM171 233V236H172V232H170ZM217 233H218V231H217ZM220 233V232H219ZM244 233V232H243ZM245 233H247V231L245 232ZM42 234V233H41ZM40 234V235H41ZM77 234H79V233H77ZM91 234H92V232H91ZM104 235H105V233H103ZM108 234V233H107ZM109 234H111V233H109ZM149 234H150V232H149ZM163 234V233H162ZM202 234H203V232H202ZM226 234V233H225ZM37 235V234H36ZM36 235H33L34 237L36 236ZM39 235V236H40ZM112 235V234H111ZM159 235V234H158ZM174 235V234H173ZM221 235H223V234H221ZM220 235V236H221ZM246 235V234H245ZM252 235V234H251ZM77 236V235H76ZM95 232H93V234H92V237L93 238H95ZM107 236H109V235H107ZM106 235H105V237H107ZM122 236V235H121ZM150 237H151V235H149ZM155 236V235H154ZM165 236V235H164ZM163 236V237H164ZM253 236V235H252ZM43 237V236H42ZM78 237V236H77ZM85 237V236H84ZM98 237H100V235L98 236ZM101 237H102V239L103 238H105L104 236H102V234H101ZM112 236H110V238H111ZM126 237L128 238V235H126ZM126 237H124L125 239H127ZM130 237V236H129ZM134 237H135V235H134ZM141 237H143V235H141ZM161 237V236H160ZM159 237V238H160ZM162 237V238H163ZM174 237V236H173ZM176 237V236H175ZM32 238V237H31ZM36 238H38V237H36ZM73 238H75V237H73ZM92 238V239H93ZM96 238H97V236H96ZM124 238H123V241H124ZM140 238V237H139ZM158 238V237H157ZM166 238V237H165ZM171 238V237H170ZM215 238H217V237H215ZM264 238V237H263ZM30 239V238H29ZM64 239V238H63ZM66 239V238H65ZM90 239H91V237H90ZM98 239H100V238H97L94 242H97V240ZM142 239V238H141ZM143 239H144V237H143ZM167 239V238H166ZM165 239V240H166ZM179 239H181V237L179 238ZM28 240V239H27ZM43 240V239H42ZM86 240V239H85ZM101 240V239H100ZM121 240V239H120ZM133 240V239H132ZM139 240V239H138ZM177 240V239H176ZM216 240V239H215ZM226 240V239H225ZM264 240V239H263ZM29 241V240H28ZM63 241V240H62ZM66 241H67V239H66ZM106 241V240H105ZM122 241V242H123ZM136 241H137V239H136ZM142 241V240H141ZM167 241H168V239H167ZM174 241V240H173ZM180 241V240H179ZM216 241H218V240H216ZM215 241V242H216ZM231 241V240H230ZM233 241V240H232ZM73 242H76V245L77 244H80V243H78L77 241H73ZM86 242V241H85ZM91 242H92V240H91ZM91 242H89V244L91 243ZM121 242V241H120ZM125 242V241H124ZM133 242V241H132ZM131 242V243H132ZM138 242V241H137ZM140 242V241H139ZM143 242V241H142ZM158 242V241H157ZM159 242H161L160 240H159ZM164 242V241H163ZM210 242V241H209ZM211 242H212V240H211ZM211 242H210V245H211V247H212V245H213V243L211 244ZM214 242V243H215ZM24 243V242H23ZM22 243V244H23ZM31 243V242H30ZM63 243V242H62ZM87 243V242H86ZM85 243V244H86ZM93 243V242H92ZM106 243H108V241H106ZM115 243V242H114ZM119 243V240H118V242H117V244ZM127 243H128V240H127ZM127 243H124L125 245L127 244ZM131 243H130V246H131ZM136 243V242H135ZM169 243V242H168ZM167 243V244H168ZM176 243H177V241H176ZM176 243H174V244H176ZM182 243V242H181ZM226 243H227V241H226ZM231 244L233 243V242H230ZM236 243V242H235ZM17 244H18V242H17ZM19 244H20V240H19ZM108 244H110V243H108ZM133 244V243H132ZM137 244H139V243H137ZM156 244V243H155ZM245 244V243H244ZM29 245V244H28ZM63 245H66V247L67 246H69V245H67L66 244V242H64L63 243ZM71 245H75V243L74 244H71ZM75 245V246H76ZM81 245V244H80ZM92 245V244H91ZM101 245V244H100ZM120 245H121V243H120ZM171 245V244H170ZM215 245H217L216 243H215ZM242 245V244H241ZM247 245V244H246ZM252 245V244H251ZM31 246V245H30ZM87 247H89L88 245H86ZM129 246V245H128ZM182 246H184V245H182ZM190 246H191V244H190ZM206 246V247H207ZM253 246V245H252ZM18 247H19V245H18ZM65 247V246H64ZM65 247V248H66ZM70 247V246H69ZM72 247V246H71ZM94 247V246H93ZM108 247V246H107ZM113 247H115V249H116V245H114ZM112 247V248H113ZM123 247H124V245H123ZM127 247V246H126ZM155 247V246H154ZM153 247V248H154ZM165 247H168V246H165ZM174 247H175V245H174ZM184 247H188V245L187 246H184ZM216 247V246H215ZM214 247V248H215ZM248 247V246H247ZM255 247V246H254ZM97 249L99 248L98 247V245H97V247H96ZM102 248V247H101ZM111 248V249H112ZM117 248H118V246H117ZM133 248H134V246H133ZM135 248H136V246H135ZM134 248V249H135ZM137 248H138V246H137ZM139 248H141V246H139ZM138 248V249H139ZM156 248H158V247H156ZM217 248V247H216ZM222 248V247H221ZM240 248V247H239ZM251 248L252 247H250V250H251ZM16 249V248H15ZM30 249H32V248H30ZM55 250H56V248H54ZM69 249V248H68ZM92 249V248H91ZM108 249V248H107ZM128 249H129V247H128ZM133 249V250H134ZM145 249V248H144ZM155 249V248H154ZM188 249V248H187ZM229 249V248H228ZM19 250H21L20 248H19ZM58 250V249H57ZM83 250H85V249H83ZM99 250V249H98ZM98 250H96V252L98 251ZM105 250H106V248H105ZM109 250H110V248H109ZM121 250V249H120ZM130 250L132 251V249L130 248ZM130 250H129V252H130ZM189 250V249H188ZM200 250V249H199ZM218 250H220L219 248H218ZM218 250L216 251V253L212 256V258L213 259H219L218 257ZM247 250V249H246ZM254 250V249H253ZM257 250V249H256ZM255 250V251H256ZM28 251L30 252V250L28 249ZM36 251V250H35ZM34 251V252H35ZM91 250H88V253L90 252ZM104 251V250H103ZM125 251H126V249H125ZM136 251V250H135ZM149 251H150V249H149ZM185 251V250H184ZM187 251V250H186ZM198 251V250H197ZM231 251L232 250H230V253H231ZM260 251V250H259ZM26 252H27V250H26ZM25 252V253H26ZM29 252H28V254L26 253V255H27V257H28V255H29V257L31 258V255L30 254H32V252L29 254ZM55 252V251H54ZM67 252H68V250H67ZM87 252V251H86ZM93 252H95L94 250H93ZM99 252V251H98ZM98 252H97V254H98ZM109 252V251H108ZM110 252L112 253V251L110 250ZM122 252V251H121ZM129 252L127 253L128 255H129ZM134 252V251H133ZM188 253H189V251H187ZM222 252V251H221ZM253 252V251H252ZM56 253L58 254L59 253V251H56ZM73 253V252H72ZM107 253V252H106ZM137 253V252H136ZM135 253V254H136ZM146 253V252H145ZM246 253V252H245ZM59 254H61L62 255V253H59ZM65 254H67V253H65ZM69 254V253H68ZM74 254H76V253H74ZM91 254V253H90ZM96 254V253H95ZM100 254V253H99ZM102 254H104V253H102ZM123 254V253H122ZM125 255H126V252L124 253ZM197 254V253H196ZM238 254H240V253H238ZM237 254V255H238ZM246 254H248V253H246ZM18 255H19V253H18ZM23 255H25V254H23ZM23 255H21L22 257H23V259H24V257L25 256H23ZM60 255V256H61ZM107 255V254H106ZM108 255H111L112 256V254H108ZM117 255V254H116ZM120 255V254H119ZM138 255V254H137ZM139 255H141V254H139ZM144 255V254H143ZM143 255H141V256H143ZM187 255V254H186ZM224 255H225V253H224ZM223 255V256H224ZM250 255V254H249ZM258 255V254H257ZM11 256V255H10ZM32 256H33V254H32ZM52 256V255H51ZM63 256V255H62ZM91 256V255H90ZM94 256V255H93ZM96 256V255H95ZM127 256V255H126ZM130 256H133V254L132 255H130ZM129 256V260H130V257ZM189 256H190V254H189ZM194 256V255H193ZM35 257V253H34V256H33V258ZM99 257V256H98ZM102 257V256H101ZM113 257H114V255H113ZM124 257V256H123ZM136 257V256H135ZM134 257V258H135ZM197 257V256H196ZM209 257V256H208ZM238 257V256H237ZM245 257V256H244ZM243 257V258H244ZM255 257V256H254ZM263 257V256H262ZM16 257L14 256V260H16L15 259ZM39 258V257H38ZM109 258V257H108ZM138 258V257H137ZM136 258V259H137ZM143 258V257H142ZM224 258V257H223ZM249 258V257H248ZM6 259V258H5ZM10 259H11V257H10ZM20 259V258H19ZM35 259H36V257H35ZM59 259V258H58ZM63 259H64V257H63ZM92 259H93V257H92ZM110 259V258H109ZM113 259V258H112ZM115 259V258H114ZM124 259V258H123ZM7 260H9V259H7ZM26 260H27V258H26ZM26 260H25V262H26ZM61 260H62V258H61ZM128 260V261H129ZM135 260V259H134ZM243 260V259H242ZM256 260V259H255ZM3 261V260H2ZM2 261H0V262H2ZM57 261V260H56ZM59 261V260H58ZM65 261V260H64ZM108 261V260H107ZM204 261V260H203ZM216 261V260H215ZM4 262H5V260H4ZM8 262V261H7ZM6 262V263H7ZM21 262H22V259H21ZM20 262V263H21ZM34 262H35V260H34ZM110 262V261H109ZM111 262H113V261H111ZM119 262V261H118ZM124 262V261H123ZM132 262H134V261H132ZM195 262H197V260L196 261H194V263ZM201 262V261H200ZM217 262H218V260L216 261V264H217ZM220 262V261H219ZM224 262V261H223ZM226 262V261H225ZM236 262V261H235ZM259 262H260V260H259ZM68 263V262H67ZM66 263V264H67ZM100 263V262H99ZM101 263H103V261L101 262ZM107 262H105V264H106ZM140 263H141V261H140ZM3 264V263H2ZM5 264V263H4ZM24 264V263H23ZM75 264V263H74ZM87 264H89V263H87ZM109 264V263H108ZM170 264V263H169ZM206 264V263H205Z\"/></svg>",
	"mask_w": 264,
	"mask_h": 264
}]
</instances>
